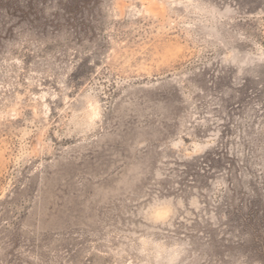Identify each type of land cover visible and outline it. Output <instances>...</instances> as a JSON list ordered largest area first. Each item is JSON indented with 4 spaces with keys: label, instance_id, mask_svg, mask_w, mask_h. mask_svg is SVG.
Wrapping results in <instances>:
<instances>
[{
    "label": "rangeland",
    "instance_id": "rangeland-1",
    "mask_svg": "<svg viewBox=\"0 0 264 264\" xmlns=\"http://www.w3.org/2000/svg\"><path fill=\"white\" fill-rule=\"evenodd\" d=\"M0 264H264V0H0Z\"/></svg>",
    "mask_w": 264,
    "mask_h": 264
},
{
    "label": "clouds",
    "instance_id": "clouds-1",
    "mask_svg": "<svg viewBox=\"0 0 264 264\" xmlns=\"http://www.w3.org/2000/svg\"><path fill=\"white\" fill-rule=\"evenodd\" d=\"M228 11H229L228 9L225 10L226 13H227ZM219 15L223 16L224 13H221V14H219Z\"/></svg>",
    "mask_w": 264,
    "mask_h": 264
}]
</instances>
